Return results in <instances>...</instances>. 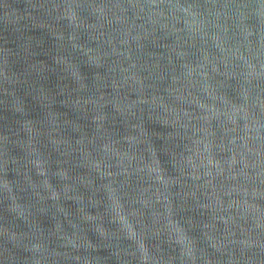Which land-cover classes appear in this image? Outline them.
Returning <instances> with one entry per match:
<instances>
[{
    "label": "water",
    "instance_id": "95a60500",
    "mask_svg": "<svg viewBox=\"0 0 264 264\" xmlns=\"http://www.w3.org/2000/svg\"><path fill=\"white\" fill-rule=\"evenodd\" d=\"M0 264H264V0H0Z\"/></svg>",
    "mask_w": 264,
    "mask_h": 264
}]
</instances>
